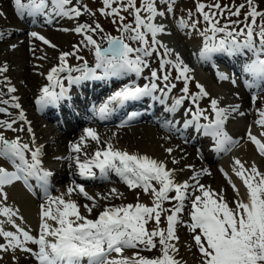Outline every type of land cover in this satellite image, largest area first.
<instances>
[{"label":"snow or ice","instance_id":"snow-or-ice-1","mask_svg":"<svg viewBox=\"0 0 264 264\" xmlns=\"http://www.w3.org/2000/svg\"><path fill=\"white\" fill-rule=\"evenodd\" d=\"M166 3L167 11H172L170 0H163ZM51 4V11L48 15L78 18L82 12L77 7H68L72 0H14L15 11L19 15L45 14ZM118 4L119 7H113ZM104 8L101 14L105 16L118 17L121 22L125 17L121 12H130L133 16V24H121L123 33H131L128 39L139 42L142 46L133 48L125 42L123 36L113 37L103 35L107 47H102L92 35L87 33H103L104 29L99 23L94 26L81 24L75 28L78 34H84L85 46H91L94 50L95 67L90 68L87 61L80 67H71L67 63V57L76 55L73 53H62L59 57V65L53 67L47 79L50 82L48 87L41 90V95L36 101L37 105L44 108L48 105H55L60 100L66 98L67 90L64 88L61 73H67L64 79L69 84H79L85 80H109L113 77L119 78L130 73H135L139 78L148 62L145 59L157 52V46L164 48V55H171V50L157 40L158 34L164 33L165 28L161 24L154 23L158 17H163L165 12L158 11L156 0H141L137 6V0H103ZM205 7L210 11L205 12ZM245 5H240L235 11L228 8H221L219 3L212 5L198 4L197 11L203 16V20L208 27L202 35L205 36L204 46L200 51V58L209 60L215 54H226L228 56L245 55L252 53V58L244 66L245 73L252 77L248 87H260L264 83V12L257 10L254 0H247L248 12L245 16L244 27L237 30L232 24L220 25L217 16H223L224 11H229L232 16H239L241 9ZM215 9V11H211ZM84 11H89L87 8ZM250 18V22H249ZM261 18V23L257 19ZM115 22V21H114ZM235 23V22H233ZM180 28L188 27L185 21L181 20ZM195 28V23L192 25ZM222 34V35H221ZM36 39L43 40L45 44L49 41L35 32L31 34ZM218 35L220 38L218 39ZM148 36L151 37L149 43ZM243 37V39H240ZM54 47V45H50ZM79 49H76L78 52ZM78 60L83 57L77 56ZM172 64L177 71V80H183L182 92L184 95L175 99L171 111H175L181 106L185 99H191L196 103L202 97L208 96L204 87L197 84L199 92L189 95L188 73L190 69L184 65L177 54L175 63L171 60L161 59L160 69ZM97 69L100 74H97ZM7 71V67H0V74ZM73 72L80 75L73 76ZM218 78L226 80L228 77L223 73H218ZM161 77L156 70L151 71L150 82L143 86L135 82L124 84L113 91L101 104L93 105V115L100 120H106L119 108L125 107L130 102H137L144 97H151L153 100L161 99L154 95L157 91L167 96L176 85L167 83L169 75L165 74L162 80L165 88L160 89L157 80ZM235 83V80H233ZM59 88L57 92L55 89ZM166 89V91H165ZM14 87L8 88V92L14 93ZM15 99V97H13ZM255 99V97H254ZM4 103H8L4 101ZM20 108L19 103L12 105ZM210 107L214 113V119L207 125H202L205 135H211L216 140L217 151H224L225 145L235 143L226 132L223 125L228 116V109L218 107L216 99L211 100ZM233 111L235 110L232 109ZM5 109L0 108V112ZM136 116L135 113L129 116V120ZM260 119L257 125L264 128V110L259 112ZM200 117L208 120V116L197 107L193 115L194 121H199ZM20 120H24V113L19 115ZM12 122L0 121V128L17 131L13 128ZM191 121L186 122L189 126ZM23 131V129H19ZM31 133L32 129L28 128ZM264 135V133H261ZM248 139L256 146L259 154L264 156V142L248 133ZM87 140L94 141L97 145L101 143L98 133L87 128L84 135L78 142L70 144V151L76 155L70 157L75 161L81 177L95 178L93 169H98L102 178H107L108 174L114 172L118 175L130 189L142 188L144 194L152 196V206L143 203L135 205L128 204L119 207H107L98 217L93 220L81 213V206L71 199L74 191L83 195L87 200L94 201L81 185H74L67 188L65 195L52 197L48 195V177L51 173L41 167L42 146H35V138L32 144L22 143L19 138L9 140L0 134V158H7L19 161L16 164V171L9 172L0 167V198L7 200V195L3 189L11 185L14 181L24 180L27 184L28 177H35L40 182V187L44 189L47 203L41 206V223L38 237H34L28 230L15 223L14 217H18V211L5 206L0 202V216L6 218V222L15 231H6L4 221H0V238L6 243L0 244V251L7 252L20 250L30 253L38 264H181L175 258L178 254V246L174 241H178L176 226L181 223L180 216L185 211V201L190 200L188 216L190 223H187L188 230L193 233V240L196 248L201 254L202 264H264V173H261L255 165L246 168L240 160L235 161L236 167L233 169L236 177L242 181L246 189V199L240 196V190L236 187L228 174L225 177L236 193L237 199L232 201L234 207L225 199L223 190L220 193L199 184L197 172L192 177L197 181L193 185L187 181L180 183L175 180V173L168 170L162 161H157L148 156L129 154L121 151L111 143L98 148L90 158L80 159V154L87 147ZM169 154L172 149H167ZM26 152L31 153V159L26 158ZM87 155V153H85ZM173 163H177L173 160ZM159 187H155L152 182ZM189 189L198 191L199 195H191ZM113 194L115 190L113 189ZM170 193H175L170 196ZM65 196L68 198L66 199ZM171 208H165V202H173ZM88 214H91L95 202L90 207L83 206ZM167 213L166 229L159 227L162 214ZM155 221L156 227L152 230L147 228L150 221ZM52 223H49V222ZM158 238V239H157ZM29 244L36 245L33 250ZM159 245L161 255L155 258H148L140 255V251H151ZM126 249H138L131 257L125 256ZM115 254V255H113Z\"/></svg>","mask_w":264,"mask_h":264},{"label":"rangeland","instance_id":"rangeland-1","mask_svg":"<svg viewBox=\"0 0 264 264\" xmlns=\"http://www.w3.org/2000/svg\"><path fill=\"white\" fill-rule=\"evenodd\" d=\"M28 0H22V2H26ZM172 3V11H167V4L163 2V0H156L158 11L165 12V15L163 17H158L154 23L161 24L164 26L165 31L164 33L158 34L157 40L165 45L168 49L171 50V56L173 59H170L169 56L164 55V48H161L157 46V52L153 53L152 56L146 57L145 59L148 62V67L145 68L146 73L149 71L151 74L152 70H156L158 75L161 77L159 80L161 82V86L165 87V82L162 80L163 75L168 74L169 75V81L167 83L169 84H175L177 94H183L181 91L183 88V80H177L175 77L178 75L177 71L172 67V64H168L165 66L164 70L160 69V61L161 59L164 60H171L173 63H175V57L178 54L181 60L184 62V65H186L190 72L188 73L190 80H189V95H193L199 92V89L196 87L197 84H200L203 86V80L200 79V76H210V74L214 75V72H207V70H204L203 67H200V64L202 62L205 67H207V60L202 59L198 60L200 58V51L199 47L204 44L205 36L202 35L204 30L208 27L206 22L203 20V16L197 11V5L198 4H205L212 5L215 3H219L221 5V8H228L232 11H235L236 8H239L240 5H245L243 9L240 11V15L232 16L230 15L229 11H224L223 16H217L216 18L220 21V25L224 24H232L234 28L237 30L244 27V20L245 16L248 12L247 7V0H170ZM255 5L257 6V10L260 12H264V0H254ZM12 3V0H3L0 1V25L1 26L0 31L5 29L6 32H10V29L15 28L14 32H10L9 34H5L4 37H0V50H7L9 55H13V59L23 60L24 63V69L21 70L22 74V83L24 84V87L28 90L27 94H32L33 96H38L41 90L46 87V84H48L46 79V71L51 70L53 67H57L60 63L59 57L62 53H73L75 52L76 55H70L67 57V63L71 67L79 66L84 61H88V66H91V62L94 59V50L91 48V46H85L86 41H84V34H74L71 38H68L67 35L63 32L58 31V26L50 28L49 30L43 29L44 31L37 33L36 31L39 30H30L26 28H21V26H24V24H21L16 21L17 16L14 15L12 6L14 5ZM141 3V0H137V6H139ZM50 4V3H49ZM51 6V4H50ZM68 7H77L81 10L82 15L80 16L81 19L78 18H69L71 23H76V26L81 24H88L91 26H94L96 23H99L102 28L104 29L103 33H87L89 35H92L94 39L97 40L98 43L101 44L102 47L107 46L106 40L102 39L103 35H111L113 37L123 36L125 39V42L128 43L131 47L137 48L141 47V44L136 41H132L128 39L129 35L131 33H123L121 24H133V16L130 14V12H121L120 14L125 17L124 21L121 22L118 17L114 16H105L101 14V9L104 8L103 0H72L71 6ZM113 7H119L118 4H114ZM87 8L89 11H84V9ZM210 11L208 7H205V12ZM211 11H215V9H211ZM183 20L188 25V27L180 28L179 23ZM56 21V20H55ZM115 21V22H114ZM50 22H45L46 25H51ZM235 22V23H233ZM250 22V18H249ZM195 23V28L192 27V25ZM257 23H261V18L257 19ZM13 30V29H12ZM46 30V31H45ZM35 32L38 34H44V38L47 41H49V44H45L43 40L36 39L31 34ZM46 33V34H45ZM222 35V34H221ZM74 37V38H73ZM149 39V43H151V37H147ZM218 39L220 36L218 35ZM243 39V37H241ZM54 45V47L50 46ZM79 49L78 52H76V49ZM80 56L83 57V60H78L76 57ZM216 58V61H219V58L224 60L226 63H231L232 65H238L239 59L241 58V55L239 56H228L226 54H215L213 55ZM219 57V58H218ZM221 63V61H219ZM223 64V63H221ZM217 65L221 72L225 74L228 79L221 80L219 78H216L217 75H214L213 77H210V80H213L211 83V86L218 88L220 92H225V89H222L223 86L226 87V84H228L230 87L232 86V89L239 91L243 96H245V100L243 105L246 104V107H249V111L255 112L256 108L255 106H264V84L260 87H254V90H252L250 93L246 92V87H243L240 83V79L238 78V72H240L241 69L244 70V68L237 66L234 67L233 71H236L234 73L230 72V70L224 68L222 65ZM95 67V63L93 65V68ZM200 69H199V68ZM76 68V67H75ZM202 69V70H201ZM238 70V71H237ZM80 75V73L78 74ZM75 75V76H78ZM146 78L147 75H145ZM30 77V78H29ZM29 78V79H28ZM213 78V79H211ZM249 79L252 78L251 76L248 77ZM229 80L233 82L235 80V83H229ZM93 81V80H89ZM96 81V80H94ZM230 81V82H231ZM67 83V81H65ZM35 86V88H33ZM79 85V84H78ZM204 87V86H203ZM3 88V89H2ZM90 88V87H89ZM205 89V88H204ZM206 90V89H205ZM0 108L5 109L4 112H0V121L4 122H12L13 120L16 121L14 129H17V131L8 130L6 128H0V134H3L7 139L12 140L16 138L21 137V132L19 129H25L24 123L18 118L20 115V110L12 105L13 103L12 97L9 95L8 92V84L3 82L0 79ZM111 92V91H110ZM208 93V96L202 97L200 100H198L196 103H193L192 100L186 99L187 102L192 103L195 107H199L203 112L204 115L210 117L211 108L208 106V104H211L212 99H216L214 95H212L208 90H206ZM184 95V94H183ZM255 97V99H254ZM106 99V98H105ZM4 101H7L8 103H4ZM103 98L101 97L98 101V103H102ZM29 99L27 102H25L26 110H28V114L33 116V112L30 109V105L28 106ZM64 107H67L68 102H63ZM187 104V103H186ZM188 107V106H187ZM189 108V107H188ZM253 108V110H252ZM255 108V109H254ZM43 109H46L44 107ZM14 111V113H11V111ZM70 110H60L58 108V115H61L62 113L69 112ZM75 113L80 112L78 108H74ZM210 111V112H209ZM56 113V109L54 110ZM251 112V113H252ZM243 114V113H242ZM9 115V116H5ZM52 116H55V114H52ZM238 120V127L241 131L240 135V141H238V145L244 146L243 155L242 151L238 152V154L234 151V159L233 164L230 167H227L226 165L223 166V172L224 174L227 173L228 177L232 179V181L235 183L236 187L240 190V196L242 198L246 199V189L242 183V181L239 180L238 177H236L233 169L236 167L235 161L240 160L245 164L246 168H250L251 166L255 165L256 168L261 172L264 173V161L260 159V156L256 155V152L254 151L253 147L250 146L252 151V156H247L248 152L246 149H248L247 145H251L250 140L247 138L248 133L246 134L248 126L246 123V116L237 117ZM249 121V120H248ZM234 123V124H237ZM87 124H90L89 121L84 124H76L73 125L74 130H72L69 135H67L66 140L71 141L72 143L78 142L80 138L84 135V130L87 128ZM245 124V125H244ZM250 124H253L250 122ZM47 127H49L50 133L54 136L60 134V130H58L51 122H48L46 124ZM92 126V125H91ZM234 127V125H233ZM233 127L231 129H228L227 126L223 125V131L227 133L229 137H233ZM132 129L127 130L128 128L124 127L123 125H119L116 122L110 121V122H104L97 125L96 129L101 143L99 146L104 147L107 143L114 144L115 139L120 144H124L128 146L129 148L133 149L134 154L142 155L140 154V143L141 141H146L149 145H167L170 149L174 150V148L179 146H183L181 148H185L187 145H183L181 143V140L178 138H172L173 136L164 134L162 131L158 130V126H148L146 123H135L130 127ZM144 128H147L151 130V134H146L143 130ZM65 130H70V126L66 125ZM64 130V131H65ZM142 130V131H141ZM169 133V132H168ZM159 134H162L163 137L161 138ZM186 135V133H185ZM236 137V136H235ZM206 138V137H205ZM119 140V141H118ZM263 140V138H262ZM70 142V143H71ZM201 143V141H200ZM198 143V144H200ZM197 144V145H198ZM97 144L94 141L87 140V147L83 149L82 153L80 154V159L83 162L84 160L90 158L91 151L95 148ZM195 146L198 149V146ZM237 145V146H238ZM239 147V146H238ZM188 150H190L191 155L193 158H196V161H198V165L202 166V177H198L199 179L205 180L207 177L210 181L215 178H223L225 175L219 173V161H215L212 159L211 162L203 161L200 156L197 154L193 146L186 147ZM185 148V149H186ZM237 149V148H235ZM65 152V151H64ZM66 154H69L68 160H71L72 162L69 163L68 161L67 167L68 169L64 171L68 177H78V168L75 164V161L70 159V157L75 156V153H72L70 151V148H67ZM87 153V155H85ZM240 153V154H239ZM236 154V155H235ZM6 160V159H5ZM5 160H1L0 158V167L7 168V164H4ZM74 161V163H73ZM78 173V174H77ZM99 175V172L97 173ZM119 176L111 175L109 174L108 178H98L96 175L95 178H89L82 177L81 181L77 180L75 182H72L74 185H81L84 187L85 191L90 194L94 198V201L86 200L88 203V206H92L93 202H95V207H93V211L91 213V216L89 218H97L100 212H102L106 207H119L122 205H128L132 204L135 205L136 203H143L147 206H152V196L146 195L143 192L142 188H136V189H130L126 183H124L123 180H117ZM187 178H191L189 176H180V180L184 181ZM121 179V178H120ZM222 179V180H223ZM71 180V179H70ZM62 183L68 184L66 177L61 180L60 184L57 185L56 188H54L52 193H59L61 192V188L63 186ZM155 187H159V185H156L155 182H152ZM197 182L192 181L190 184L195 185ZM200 184V183H199ZM61 185V186H60ZM219 185V186H218ZM73 186V185H72ZM217 187L219 189L220 193L223 190V195L225 199L230 203V206L234 207V204L231 202L237 199L236 193L233 191V189L229 188L230 194L228 191L224 188L227 186H223V183L220 181L217 184ZM6 186L3 190H6ZM115 190V194H113L112 190ZM60 190V191H59ZM76 194L78 197H83L78 191H74L73 194ZM189 193L191 195H199L200 193L198 191H194L193 189H189ZM175 193H170V196H173ZM84 198V197H83ZM96 198V199H95ZM100 200V201H99ZM0 202H5L0 198ZM175 201L169 203L165 202L164 207L165 208H171ZM185 211L181 214L180 219L181 223L177 224L176 226V235L179 237L178 241H174V243L178 246V254H176L175 258L179 261H181V264H202V258L201 254L199 253L198 249L195 246L194 240H193V233H191L187 228V223H190V219L188 216V211L190 209V200L185 201ZM81 206V204H80ZM98 208V209H96ZM82 210V207H81ZM85 211V209H83ZM83 213V212H82ZM41 216V214L39 213ZM39 215L36 216V222H30L27 220H19L20 218L15 217V223L18 224L20 227L24 228L25 230H28L30 234L34 237H38L39 229H40V218ZM166 215L167 213L162 214L161 217V223L159 225L160 228L166 229L167 222H166ZM0 221H4V228L6 231H9L10 228H12L11 225H9L6 222V218L0 216ZM156 227L155 221H150L147 225V228L149 230H152ZM12 231H15L13 229ZM158 239V238H157ZM181 240V241H180ZM6 243L3 239H0V244ZM28 247L32 248L33 250L37 249L36 245L29 244ZM138 249H126L124 252L125 256L131 257L135 252H137ZM20 254L27 257V260L25 264H35V262L29 258L27 255H31L30 253H25L20 250H16L13 252L12 250H9L7 252L0 251V258L6 257L8 258V261L6 264H20V259L23 257H20ZM140 255L148 258H155L159 257L161 255V251L159 248V245L156 249H153L151 251H140ZM32 257V255H31ZM0 264H5L0 259Z\"/></svg>","mask_w":264,"mask_h":264},{"label":"bare ground","instance_id":"bare-ground-1","mask_svg":"<svg viewBox=\"0 0 264 264\" xmlns=\"http://www.w3.org/2000/svg\"><path fill=\"white\" fill-rule=\"evenodd\" d=\"M3 1V0H0ZM10 1V0H9ZM71 6V5H69ZM51 11V6L49 4V8L46 11L45 14L42 15V24H45L47 22L53 21L52 23H49L55 27L58 26V31L63 32L67 35L68 38H71L74 34H76L75 32V28L76 23H71L69 17H64V16H55V15H48L47 12ZM73 19V18H72ZM78 19H81L80 17H78ZM56 20V21H55ZM46 22V23H45ZM1 26H6L5 25H0ZM10 30V32H14L15 28H8ZM10 32H6L5 29H3L2 31H0V37H4V35L9 34ZM46 34V33H45ZM38 36H42L44 37L45 35L43 34H38ZM47 38V37H44ZM74 38V37H73ZM204 44H202L199 47V50H202ZM168 56V55H167ZM239 56V55H238ZM94 59L92 60V62L90 63L91 66H89L90 68H93L94 63H96L95 61V56L93 57ZM170 59H173L172 56H169ZM219 58V57H218ZM252 58V53H246L245 55H241V58L239 59L238 65H232L231 63H226L224 60L219 58V61H221V63H223V67L226 68L228 70V68L230 69H234V67L240 66L242 68H244L245 64L247 62L250 61V59ZM83 60V59H82ZM211 60H216L215 56H212ZM218 61V62H219ZM220 63V64H221ZM200 67H204L205 65L201 63ZM7 67V71L0 74V79L5 82L6 84H8V88L10 87H14L16 89V91L14 93H10L9 95L12 97H15V99H13V103H19L20 104V108H18L20 110V112L24 113V120H21L24 123V128L23 131L21 132V137L19 138L21 140L22 143H27L29 144L30 148H32V150H35L32 141H33V137L35 138V146H42V154L40 157L41 160V167L50 172L51 176L48 177V195L52 196V197H57L60 195H65L67 192V188L70 186H74V184H72V182H75L77 180H81V176L78 174V177H68V175H66V173L64 172V169L66 168L65 166L67 165L68 161H70L69 163H71V160H68L69 154L65 153L67 151V148H70V144H72L71 141L66 140L67 135H69V133L72 132V129L74 128L72 125H70V130H65V131H61L59 135L54 136L52 134V132L50 133V128L46 126V124L48 123L49 120H54V118H56L57 116H59L61 119H63V117L65 115L70 116V114H76L74 111V108H78L80 113H86L84 116V119H88L90 124H87V128H91L93 130H95L96 132L99 131L96 129L97 124H99V122L103 121H110V119L113 120H118L119 119V123H123L125 124V126H132V123L134 121H145L146 124L149 125H157L159 128H161L164 132H169L167 130V128L174 124L173 126H177L179 125L181 129H183L185 132H189L190 135L195 137V141L197 140V142H200V133L202 131H204L203 127H201L202 125L197 121L193 120V114H191V112L189 111V108L187 107L186 101H184V103L179 106L175 111H171L170 109L172 108V105L175 101V99L179 98L176 92V89L174 90V88L172 89V91L170 93L167 94V96H164V93L157 91L154 95H156L157 97H161L163 102H161V99H156L153 100L151 97H144L142 100L137 101V102H130L128 103L125 107L123 108H119L117 109L109 119L106 120H100L97 116L93 115L91 116L89 113H87V107L85 106L84 102L86 100L92 102V100H94L97 96V94H105L108 90V86L109 84H111L115 79H117L116 77H113L109 80H96V81H89V80H85L82 81L78 84H69L67 79H64V77L67 76V73H61V78L63 80V85L64 88L67 90L66 93V98L60 100L58 103H56L55 105H48L46 106V109L41 108L39 105H37L36 101L39 99L41 92L39 93L38 96H33L32 94H27V89L24 87V84L22 83V74H21V70L24 69V63L23 60H18V59H13V55H9V53L7 52V50H0V67ZM75 67H79V66H75ZM74 67V68H75ZM51 70L46 71V79L47 76L49 74ZM147 70L144 69L143 73L141 74V76L139 78L136 77L133 80V82H135L137 85L139 86H143L145 84H148L150 82V75H147L148 78H146L145 73ZM238 71V70H237ZM236 72V71H233ZM79 74L78 72H73L72 75L75 76ZM97 74H100V70L97 69ZM238 78L240 79L241 84L243 85V87H246V92L250 93L254 87H248L247 84L250 83L252 81V78H248L250 75L245 73V71L243 69L240 70V72H238ZM210 77L214 78L213 74H210V76H200V79L203 80V86L206 90H208L212 95H214L216 97V100L218 101V107L220 108H224V109H228V116L227 119L225 120L224 124L227 126L228 129H231L234 124L233 123H237L238 120H236V117H241L246 116V123L248 128L250 129V131L246 132L249 133L251 132L252 135H257L259 136H263L261 135V133H264V128L260 127L259 125H257L256 121L258 119H260L259 116V112L261 110H264V106L260 107V106H255L256 111L252 112L249 111V107H246V104L243 105L245 100V96H243V94H241L239 91L232 89V86L230 87L228 84H226V87L223 86L222 89H225V92H220L219 93V89L216 87L211 86V83L213 80H210ZM30 78V77H29ZM28 78V79H29ZM211 78V79H213ZM65 81H67V83H65ZM229 80V83L233 84V82ZM48 84H46V87H48L50 85V82L47 79ZM156 83L158 84L159 88L164 89L161 85L159 80L156 81ZM36 85H34L33 88H35ZM70 87H72L75 91V93H71L70 92ZM90 87V88H89ZM3 89V88H2ZM57 92L59 91V88L55 89ZM166 91V89H165ZM1 93V92H0ZM0 99H2V97H0ZM29 99L28 102V106L30 105V109L33 112V116L28 114V110H26V105L25 102H27V100ZM63 102H68V104L71 105H67V107H64ZM160 106L161 112L158 114V118L157 119H152V117L148 116L145 113H141V111H143V108H147L148 110H152L154 109V106ZM58 108L61 110H70L69 112L66 113H62L61 115H58ZM126 108V109H125ZM235 110L233 111L232 109ZM254 108V109H255ZM17 109V108H16ZM56 109V113L54 112V110ZM124 109V112H129L130 116L133 112L136 114V116L129 120L127 117L128 116H122L120 117L119 114L120 112ZM253 110V108H252ZM11 111V110H10ZM252 112V113H251ZM11 113H14V111H11ZM243 113V114H242ZM52 114H55V116H52ZM6 117L9 115H5ZM166 117V120L163 121L162 119ZM79 120H83V117H80ZM249 120V121H248ZM19 121V118H18ZM191 121V124L189 126H185L186 122ZM253 123V124H250ZM245 125V124H244ZM13 128H15V125L13 126ZM28 128L32 129V132L29 133L28 132ZM86 128V129H87ZM132 128H128L127 130H130ZM145 130H143L146 134H151V130L144 128ZM173 129V128H172ZM233 132V141L235 143L230 144V145H225V149H229L230 147H234L238 145V141H240V135H241V131L240 129H232ZM142 131V130H141ZM160 137L162 138L163 135L159 134ZM177 136V135H176ZM179 136H181V134H179ZM236 136V137H235ZM213 136L207 138L204 141V144H202L203 149L200 150V152H198L197 154L200 156V158L204 161H208L211 162L213 158H217V160H221L220 163L223 164L224 160H225V153L226 150L224 151H217V147L212 150L211 153H207L205 151V149L207 148V145H217L216 142L213 140ZM248 138V137H247ZM184 140V145H187L188 147H191L192 143L194 144L195 142L190 141L189 138H180ZM117 139H115L114 144H112L114 146V148L121 150V151H126L129 154H134L133 149L129 148L128 146L124 145L123 143L120 144L119 142L116 141ZM264 140V139H263ZM119 141V140H118ZM71 142V143H70ZM140 145V151L139 153L143 154L144 156H148L152 159H155L157 161H162L165 163L166 168L168 170H172L175 173V180L177 182L183 183L185 181H187L188 183L191 182L192 177L196 175L197 172L202 173L203 170L202 166L200 167L198 165V161H196V158H193L191 155L190 150H188L186 147L185 148H181L183 146H179L174 148V150H172V152L169 154L168 151H166L167 149H169V147L167 145H163V146H159V145H149L148 143H146V141H141ZM254 145V144H253ZM253 145H247L248 149L247 152V156H252V151L250 146L253 147ZM239 147L235 150V153L238 154V152L242 151L243 155V149L244 146H241L240 144L238 145ZM101 148V146L96 145L95 148L93 149V151H91L90 157L92 156V154L98 149ZM255 150L256 146L254 145ZM254 150V151H255ZM65 151V152H64ZM258 151V150H257ZM235 154V155H236ZM240 154V153H239ZM26 158L27 159H31V153L30 152H26ZM6 159V158H5ZM264 159V158H263ZM11 163L12 166H14V168H16V164L19 163V161H15V163L8 159ZM173 160H176L177 163H173ZM74 163V161H73ZM226 164L222 165L225 166ZM218 171L219 173L224 174L223 170L221 169V167H218ZM93 171L95 173H98L99 170L98 169H93ZM111 175H116L114 172L109 173ZM108 174V176H109ZM100 175V173H99ZM107 176V177H108ZM118 176V175H116ZM180 176H189L191 178H187L186 180L182 181L180 180ZM54 178V180H50L51 178ZM64 177H66L68 184L62 183L63 186L60 189L61 192L59 193H52L51 190L52 188H54V186L59 185L61 180L64 179ZM120 179V177H117ZM71 179V180H70ZM223 178H217L215 180V178L213 180H209L207 177L205 178V180L199 179L198 181L200 184L212 189L215 192H219V189L217 187L218 182L220 181L221 183H223V186H227L224 187L228 193L230 194L229 188L232 189L231 185L228 183V180L226 179V177ZM195 182H197L196 180H194ZM25 183V182H24ZM197 184V183H196ZM61 186V185H60ZM219 186V185H218ZM6 190H3L4 193H6L7 195V200L5 202H2L5 204V206L12 208L14 211H18V217H21L22 220H27L30 222H36V216L37 214H41V206L45 205L47 203V199L45 196V192L44 189L40 187V182L37 181V179L35 177H28L27 178V184L24 185L23 190L19 189L16 184L13 182L11 185H7L6 186ZM229 187V188H228ZM59 190V191H60ZM78 191V190H77ZM90 195V194H89ZM83 196V195H82ZM84 197V196H83ZM81 196H77L75 193L72 194L71 199H73L74 201L77 202L78 205L81 204L82 210L81 213L85 216H87V218H89V216H91V214H88L87 211L83 210L84 209V205H88L87 203V199ZM65 198L67 199L68 197L65 196ZM96 199V198H95ZM100 201V200H99ZM104 208H107L106 206ZM98 209V208H96ZM89 219H93L95 220V218H89ZM15 220V217H14ZM21 221V219H19ZM49 223H52L51 221ZM14 228H10L9 231H12ZM3 239V238H0ZM181 241V240H180ZM115 255V254H113ZM23 255L20 254V257H23ZM29 256V258H31L35 264H38L37 260L31 255H27ZM1 261L3 263L6 264V262L8 261V258L3 257L0 258ZM27 260V257H23L20 259V264H25Z\"/></svg>","mask_w":264,"mask_h":264}]
</instances>
